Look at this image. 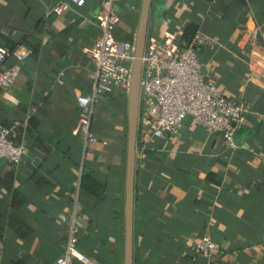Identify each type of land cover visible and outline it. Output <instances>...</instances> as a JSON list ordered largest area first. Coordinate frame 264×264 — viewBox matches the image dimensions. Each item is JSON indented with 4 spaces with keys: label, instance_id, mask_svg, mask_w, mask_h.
I'll return each mask as SVG.
<instances>
[{
    "label": "crops",
    "instance_id": "obj_1",
    "mask_svg": "<svg viewBox=\"0 0 264 264\" xmlns=\"http://www.w3.org/2000/svg\"><path fill=\"white\" fill-rule=\"evenodd\" d=\"M62 0H0V47L22 55L13 85L0 88V129L26 147L0 161V264H55L75 219L78 250L92 264H123L128 93L93 96L95 47L105 0L61 16ZM148 38L189 24L213 43L197 48L201 72L248 106L235 148L185 117L163 138L137 137L133 264H264V0H153ZM141 0H115L116 40L134 42ZM6 59L2 66L12 64ZM79 96L93 97L90 142L76 129ZM83 176L104 186L98 200ZM208 235L220 251L195 249ZM73 264H83L74 261Z\"/></svg>",
    "mask_w": 264,
    "mask_h": 264
},
{
    "label": "built area",
    "instance_id": "obj_2",
    "mask_svg": "<svg viewBox=\"0 0 264 264\" xmlns=\"http://www.w3.org/2000/svg\"><path fill=\"white\" fill-rule=\"evenodd\" d=\"M115 0L103 2L104 21L95 47L89 52L95 65L93 96L101 97L114 89L128 93L131 66L134 61V42L116 40L114 31L118 15L113 10ZM84 0H62L47 11L49 16H61L72 7H83ZM183 29L176 28L165 36L164 41L148 38L142 59L138 133L144 138H163L174 133L185 117L209 133L219 134L224 143L235 148L233 135L244 120L248 106L226 98L216 82L201 72L197 59V48L213 41L195 34L189 43L181 41ZM13 63L2 66L6 59ZM22 61L18 51H6L0 47V88L11 87L16 80ZM93 97L79 96L77 131L88 141L96 138L89 133L91 104ZM264 120V116L260 117ZM14 128L0 129V161L6 159L12 165L19 164L26 155V147L12 140ZM70 225V236L65 251L55 264H73L80 261L92 264L89 257L78 250L74 235L75 219L64 220ZM195 251L205 257L214 258L220 251L219 245L208 235H203L194 245Z\"/></svg>",
    "mask_w": 264,
    "mask_h": 264
},
{
    "label": "water",
    "instance_id": "obj_3",
    "mask_svg": "<svg viewBox=\"0 0 264 264\" xmlns=\"http://www.w3.org/2000/svg\"><path fill=\"white\" fill-rule=\"evenodd\" d=\"M153 0H141L134 39V61L131 66L127 105V152L123 210V264H133L134 181L138 137V114L142 59L148 37Z\"/></svg>",
    "mask_w": 264,
    "mask_h": 264
},
{
    "label": "trees",
    "instance_id": "obj_4",
    "mask_svg": "<svg viewBox=\"0 0 264 264\" xmlns=\"http://www.w3.org/2000/svg\"><path fill=\"white\" fill-rule=\"evenodd\" d=\"M163 5L161 3H155L153 6V18H158L161 16V11L163 10ZM197 31V26L193 24H189L183 29V34L181 36V41H184L186 43H189L193 36L195 35ZM81 188L88 192L89 194H92L94 197H96L98 200H102L104 198L105 194V188L104 186L97 183L95 180H93L89 176H83L81 180Z\"/></svg>",
    "mask_w": 264,
    "mask_h": 264
}]
</instances>
